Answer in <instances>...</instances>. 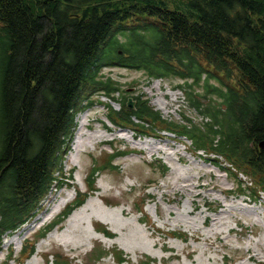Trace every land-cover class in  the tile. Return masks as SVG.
<instances>
[{
    "label": "trees",
    "instance_id": "obj_1",
    "mask_svg": "<svg viewBox=\"0 0 264 264\" xmlns=\"http://www.w3.org/2000/svg\"><path fill=\"white\" fill-rule=\"evenodd\" d=\"M189 3L198 21L164 0H0V250L2 235L34 218L52 188L63 183L62 158L70 150L75 115L90 107L95 94L119 104L118 110L107 106L110 122L183 136L193 150L229 164L221 167L236 178L238 193H264V0ZM110 66L182 81L176 85L208 120L176 123L141 96L132 106L127 96L115 100L119 83L103 74ZM121 154L91 169L85 191H76L58 219L20 250L17 263L83 204L102 170L116 167L113 160ZM160 165L163 175L167 167ZM92 252L97 258L110 253L103 247ZM12 256L9 248L5 263ZM114 259L125 261L122 252Z\"/></svg>",
    "mask_w": 264,
    "mask_h": 264
},
{
    "label": "rangeland",
    "instance_id": "obj_2",
    "mask_svg": "<svg viewBox=\"0 0 264 264\" xmlns=\"http://www.w3.org/2000/svg\"><path fill=\"white\" fill-rule=\"evenodd\" d=\"M164 1L198 21L190 0ZM103 74L118 81L120 91L113 95L117 101L127 96L135 102L141 96L169 121L208 120L189 104L178 79H152L143 70L118 66L103 68ZM90 100V107L75 115L70 150L62 158L63 183L52 188L35 218L17 231L28 229L21 240L12 239L16 234L2 235L0 264H117L116 252L125 257L121 264H264L263 194L254 198L247 188L238 193L236 178L221 167L228 165L193 150L187 138L138 125V131L120 127L109 120L107 106L118 110L116 101L99 94ZM116 152H123L113 160L116 167L104 168L94 182L96 190L73 210L81 211L86 204L85 212L70 225L72 211L37 242L30 258L17 263L20 250L58 217L76 191H85L91 169ZM161 163L167 167L163 175ZM93 224L114 236L103 240ZM96 247L110 253L97 258L92 252ZM9 248L13 260L5 263Z\"/></svg>",
    "mask_w": 264,
    "mask_h": 264
},
{
    "label": "bare ground",
    "instance_id": "obj_3",
    "mask_svg": "<svg viewBox=\"0 0 264 264\" xmlns=\"http://www.w3.org/2000/svg\"><path fill=\"white\" fill-rule=\"evenodd\" d=\"M160 83V81H158V80H155L154 81V84H159ZM86 117V116H85ZM84 121H85V119H84ZM83 121V122H84ZM170 156V155H169ZM67 201V198H63V203H65ZM88 206V205H87ZM85 209H86V204L85 205H83L82 207H81V211H78V212H74V213H72L70 216H68V218H67V221H68V223L70 224V225H72L74 222H76V220L78 219V217H80L79 215H80V212H85ZM37 219H39V218H37ZM37 219L36 220H33V222H36L37 221ZM81 219V218H80ZM32 224V223H31ZM27 227V226H26ZM25 228V227H24ZM28 232V229H23L20 233L18 232V233H15L16 235H14V236H12V239H16V240H21L22 238H23V236L26 234ZM96 235L98 236V237H100V238H102L103 240H108V238H106L105 236H103L101 233H99V232H96Z\"/></svg>",
    "mask_w": 264,
    "mask_h": 264
},
{
    "label": "water",
    "instance_id": "obj_4",
    "mask_svg": "<svg viewBox=\"0 0 264 264\" xmlns=\"http://www.w3.org/2000/svg\"><path fill=\"white\" fill-rule=\"evenodd\" d=\"M128 104H129L130 106L133 105V102L131 101V99H129ZM259 145H260L261 147H264V142H261Z\"/></svg>",
    "mask_w": 264,
    "mask_h": 264
}]
</instances>
